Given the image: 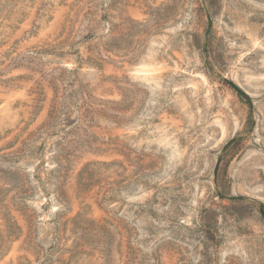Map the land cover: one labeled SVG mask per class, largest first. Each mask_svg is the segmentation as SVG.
I'll use <instances>...</instances> for the list:
<instances>
[{
  "label": "rangeland",
  "instance_id": "rangeland-1",
  "mask_svg": "<svg viewBox=\"0 0 264 264\" xmlns=\"http://www.w3.org/2000/svg\"><path fill=\"white\" fill-rule=\"evenodd\" d=\"M0 264H264V0H0Z\"/></svg>",
  "mask_w": 264,
  "mask_h": 264
}]
</instances>
